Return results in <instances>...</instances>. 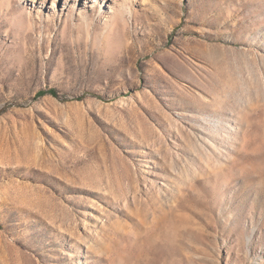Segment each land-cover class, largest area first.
<instances>
[{"label":"rangeland","instance_id":"374dc122","mask_svg":"<svg viewBox=\"0 0 264 264\" xmlns=\"http://www.w3.org/2000/svg\"><path fill=\"white\" fill-rule=\"evenodd\" d=\"M121 1L0 0V264H264V0Z\"/></svg>","mask_w":264,"mask_h":264},{"label":"trees","instance_id":"16d2710c","mask_svg":"<svg viewBox=\"0 0 264 264\" xmlns=\"http://www.w3.org/2000/svg\"><path fill=\"white\" fill-rule=\"evenodd\" d=\"M44 93H50L52 95H56V92L54 89H49L48 91H40L39 94H44Z\"/></svg>","mask_w":264,"mask_h":264},{"label":"bare ground","instance_id":"6f19581e","mask_svg":"<svg viewBox=\"0 0 264 264\" xmlns=\"http://www.w3.org/2000/svg\"><path fill=\"white\" fill-rule=\"evenodd\" d=\"M120 4H121L120 6H122V7H124V8L126 7V2H125V0L121 1Z\"/></svg>","mask_w":264,"mask_h":264}]
</instances>
